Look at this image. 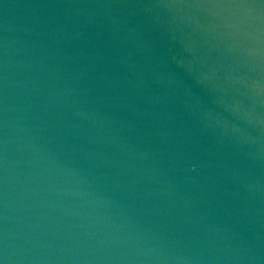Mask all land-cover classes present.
I'll return each instance as SVG.
<instances>
[{
    "label": "water",
    "instance_id": "obj_1",
    "mask_svg": "<svg viewBox=\"0 0 264 264\" xmlns=\"http://www.w3.org/2000/svg\"><path fill=\"white\" fill-rule=\"evenodd\" d=\"M0 264H264V0H0Z\"/></svg>",
    "mask_w": 264,
    "mask_h": 264
}]
</instances>
